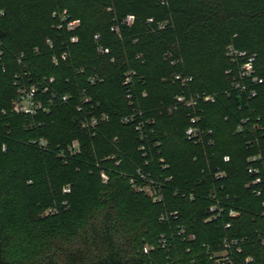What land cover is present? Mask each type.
<instances>
[{
  "label": "trees",
  "instance_id": "trees-1",
  "mask_svg": "<svg viewBox=\"0 0 264 264\" xmlns=\"http://www.w3.org/2000/svg\"><path fill=\"white\" fill-rule=\"evenodd\" d=\"M229 47L264 77V0H0V264H212L225 237L242 241L234 264H264V85L252 98L232 90ZM31 86L46 109L16 112ZM203 91L217 92L201 104L213 145L187 140L190 109L165 110ZM138 167L164 179L162 202L130 182Z\"/></svg>",
  "mask_w": 264,
  "mask_h": 264
},
{
  "label": "built area",
  "instance_id": "built-area-1",
  "mask_svg": "<svg viewBox=\"0 0 264 264\" xmlns=\"http://www.w3.org/2000/svg\"><path fill=\"white\" fill-rule=\"evenodd\" d=\"M134 20L133 15H128L126 19L122 21L123 24H130ZM79 24V20H72L67 23V27L70 30H74ZM118 27H112V30L118 31ZM96 38L98 39L99 36L96 35ZM73 41L76 40L75 37L72 38ZM99 50L102 52H108V49L103 48L101 45L99 46ZM228 55L232 58V61L234 62V67H230L226 69L225 73L228 77V80L230 81L232 90L239 91L241 93L246 94L250 98L256 97L258 95V88L260 86L264 85V77L260 76L255 68V60L256 57L254 54H249L246 51H240L236 50L233 47L228 48ZM66 57V53L63 54V58ZM54 61L57 63V58L54 57ZM133 72H129L124 80V85L127 87V93L128 97H131L130 93V87L133 83ZM94 77L91 78V81H94ZM175 80H178L181 82L182 85H187L192 81L191 76H183L182 74L178 73L174 76ZM19 97L14 101L13 103V109L18 112L25 115H35L39 110L45 109L43 107V103L38 98L37 89L33 86L27 89H20ZM66 96L63 97L64 100H66ZM217 98V95L212 94L211 92L203 91V92H195L190 95H186L184 92L177 94L174 97L173 103L165 107V110L168 113H174L178 111L180 108L184 107L187 109H190V112L188 114L189 116V124L187 128L185 129V136L187 140L194 144H207V145H213L214 139H213V131L210 128H207L203 125V107L201 104H207L215 102ZM80 109V108H79ZM108 119V116L105 115L102 117V120ZM130 118H126V121H130ZM91 123L92 126H95L98 122L97 117H92L88 120H86V124ZM136 128L138 130H142V123H138L136 125ZM243 130V125H240L238 128V131ZM41 146H46L45 140H40ZM250 145L251 142H249ZM142 150H144V146H141ZM69 151L73 154H77L81 151L80 144L77 141H74L72 145L69 146ZM147 153L144 151L143 156L146 157ZM262 158L261 154L252 155L249 157V162H257ZM229 156L224 157V161H229ZM161 162H164V159H161ZM146 164L149 163V158H146L145 161ZM168 167L167 164H163L162 168ZM249 173L255 175L254 179L249 184L250 186H256L254 188V192L257 195L261 194V189L257 186L262 183V177L259 175L260 168L257 165H250L248 168ZM226 173L225 171L218 169L217 172H215V177L217 179H221L225 177ZM101 176L103 179V182H107L108 176L101 172ZM169 178H165L166 181H168ZM130 182L135 185V187L138 190L142 191H148L150 197L156 201V202H162L164 199V193H163V186H164V179L155 178L153 176V173L150 170H146L143 167H138L136 170V175L132 176L130 178ZM66 192L70 191L69 187L65 188ZM193 198V195H191ZM215 198V196H214ZM220 205V199L216 198V205H213L211 210L213 211L212 218L219 217L223 211V208L219 206ZM218 206L220 208H218ZM218 209V211H217ZM217 211V213H216ZM215 212V213H214ZM239 213L236 210L230 211V216L235 217ZM175 217L177 216V212L172 213ZM169 215L164 214L162 215L161 219H168ZM230 226V223L227 224V227ZM184 233V230H180L179 234ZM189 239H194L195 235L191 234L188 236ZM241 240L238 238H229L225 237L222 242V248L214 251L211 253V259L213 260L212 264H234V258L233 253L235 251L241 252ZM161 246L166 247L167 246V239L163 237L161 239ZM150 246H145L144 251L148 252L150 250ZM249 260V258H248Z\"/></svg>",
  "mask_w": 264,
  "mask_h": 264
},
{
  "label": "rangeland",
  "instance_id": "rangeland-1",
  "mask_svg": "<svg viewBox=\"0 0 264 264\" xmlns=\"http://www.w3.org/2000/svg\"><path fill=\"white\" fill-rule=\"evenodd\" d=\"M71 15H76L75 13H71ZM68 17V13H66L65 12V15L63 16V19H66ZM33 87H35L36 89H37V91H38V86H33ZM43 93H45V90H42L41 92H39V96H41ZM217 93V92H216ZM216 93L215 92H212V94H214V95H216ZM39 96H38V98H39ZM14 102V101H13ZM41 102H42V100H41ZM45 109H46V107H45ZM75 141H77L78 143H79V141L78 140H75ZM74 142V141H73ZM72 142V143H73ZM80 144V143H79ZM72 145V144H71ZM157 163V166H159V164H158V162H156ZM145 193H147L148 195H149V192L148 191H145ZM150 196V195H149Z\"/></svg>",
  "mask_w": 264,
  "mask_h": 264
}]
</instances>
